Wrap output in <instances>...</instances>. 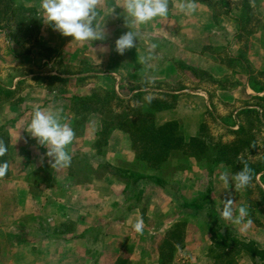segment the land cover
Masks as SVG:
<instances>
[{
    "label": "crops",
    "instance_id": "crops-1",
    "mask_svg": "<svg viewBox=\"0 0 264 264\" xmlns=\"http://www.w3.org/2000/svg\"><path fill=\"white\" fill-rule=\"evenodd\" d=\"M17 1L35 12L42 46L17 45L9 36L7 44V36L0 29V86L14 97L9 102L0 100V127L9 164L7 175L0 178V264H113L119 257L128 264H156V242L189 214L196 217L186 225L183 246L173 264H215L211 253L214 234L227 242L250 240L264 250V219L250 212L245 191L235 189L233 175L224 165L211 170L207 163L205 167L193 161L169 163V169L159 177L163 184H156L153 177L138 182L145 200L144 208H138L125 198V184L112 171L89 181H75L68 167H51L47 149L27 132L37 107L58 112L61 123L74 130L73 96L93 88L121 96L128 83L170 84L182 78L177 63L204 70L212 85L205 81V90H190L188 87L197 80L187 71L183 87L159 90V95L170 92L189 101L202 98L203 110L196 102L185 105L187 112L202 114L214 109L239 113L243 110L241 100L264 97V80L259 88L251 81L260 80L255 76L258 71L264 75V0H248V6L244 0H195L197 10L190 15L179 11V0H172L167 17L131 29L139 32L137 47L124 55L115 51V41L130 30L125 13L117 7L107 15L117 0H104L100 9L105 39L83 43L45 23L40 0ZM150 44L157 45L151 52ZM47 48L49 55H59L62 64H76L63 57L67 53L68 58L76 57L79 64L92 65L93 69L58 71L53 60L44 55ZM149 55L151 59L140 62L141 56ZM142 90H126L124 96ZM170 110L165 112L166 119L180 120L195 132L194 124L187 123V115L178 113L180 106ZM100 125L99 115L87 119L81 139L74 137L67 146L72 160L107 163L111 170L132 163L126 149L108 145L104 150L95 149ZM110 144H114L112 140ZM225 172L230 178L228 186L219 180ZM227 198L233 200L234 216L240 206L247 207L248 216L242 223L221 218ZM140 217L145 225L142 235L132 228ZM235 264L253 262L247 254H240Z\"/></svg>",
    "mask_w": 264,
    "mask_h": 264
},
{
    "label": "rangeland",
    "instance_id": "rangeland-1",
    "mask_svg": "<svg viewBox=\"0 0 264 264\" xmlns=\"http://www.w3.org/2000/svg\"><path fill=\"white\" fill-rule=\"evenodd\" d=\"M248 0H244L243 3H245L246 6H248ZM38 19V18H37ZM38 20H37V25H29L27 29L30 32H27L25 34L21 35H16L15 33L12 32V25H9L8 27H4V24L0 25V29L3 31L5 34L6 39H7V44L10 42L12 39L13 42H15L17 45H25L27 48L29 46H35V40H38L39 38V29H38ZM23 29V28H22ZM11 38L9 39L8 38ZM9 41V42H8ZM36 47V46H35ZM45 56H49L53 60L54 67L57 68L58 71L61 72H75V71H80V70H91L93 69L92 65H88L85 63L79 64L77 62L76 57L69 56L67 53H63V57L70 61V62H76L74 65L73 63H68V64H62L63 60L60 59L59 55L57 54H46L44 52ZM45 65V64H44ZM176 69L182 71V78L179 80H173L170 84L168 83H154L151 85H147L145 82L141 83H136L134 84H127L125 86L127 91L133 90H138V89H143L142 91L139 92H134L130 97L129 96H124L126 93V90L121 96H118L120 101L116 100H107V105L106 107H103L102 103H87L84 104L83 106H80L81 104L75 101L73 98L74 97H84L87 98L91 94H96V96L102 100L106 99L105 92H109L107 90H103L101 88H93V87H88V88H93L90 89L89 91L83 92V94L73 96L71 98V104L75 108V116L77 112L78 116V122H74V132H75V139L78 141L81 139V135L83 133L84 125L87 121V119L93 115H99L101 117V124L102 122H110L113 120V117L117 114H121L122 112L128 111L129 109H136L140 107L141 105L144 104L145 96H152L154 98H158L163 104H166L170 106L169 110L171 109L172 111L174 108H177V106L181 107V110L178 112L179 114H184L187 115V123L189 124H194L195 130L196 124L195 122H199L202 125V136L205 138V146L208 147V152H210L211 147L212 149L215 148L216 145L218 144H231L233 142H236L238 145V152L239 155L237 157V164H236V171H239L243 165L241 161H247L251 166L257 165V163L264 164V97H254V98H247L241 100V106L243 107V110H241L239 113L232 114L231 112L227 113H219L217 111L213 112L207 110V112L203 111L202 114H196L194 112H187L185 109V105L191 104V103H198L199 108H202L203 101L202 98L198 97V101H189L186 97L185 99L180 98V95H172L170 92H168V95H159V90H169V91H174L177 90L181 87H183V83H187L186 79L184 78L185 75H193L195 76L197 82H193L188 88L190 90H195V89H202L205 90V81L207 85H212L213 80L209 78L207 75H205V71L199 69L198 67L192 68L189 67L188 65H185L183 63H177L176 64ZM247 70L250 72L253 70L251 66L249 65H244ZM188 67V68H187ZM188 71L189 74L186 72ZM260 71L255 74V76L260 77V80H255L252 78L251 81L256 83L255 88L261 87L260 82L264 80V75L259 73ZM262 75V76H261ZM199 80V82H198ZM258 81V82H257ZM264 84V83H263ZM137 88H136V87ZM145 89V90H144ZM156 90H158L156 92ZM145 91V92H144ZM129 93V92H128ZM161 93V92H160ZM187 95L190 94V92L185 93ZM12 98L6 99L4 96L0 97V100L3 102H9L13 101L14 97L11 96ZM126 97V98H125ZM204 106V105H203ZM250 106V107H249ZM197 109V107H196ZM170 110V111H171ZM174 114V112H172ZM163 113L162 116L167 117V114ZM76 118H74L75 120ZM101 128V125H100ZM242 128L245 131V134H240L239 129ZM238 133V134H237ZM83 136V135H82ZM249 137V141H248ZM110 140L113 141L114 144H110ZM109 148H117L118 150H123L126 149L129 151L133 157V162L125 165L123 168L117 169V170H111L110 166L107 163H101V164H95L93 162H88L86 160H83L82 158H75L71 161L70 166H68L69 172H71L74 175L75 181H89L92 178H100V176H103L109 172H113V175H115L117 178H119L121 181H125V176H128V172H139L142 171L141 168L139 167V164L135 163V156L134 153L129 149L127 142L125 140V137L120 131H113L107 140V143L100 148V150H104L105 147ZM121 148V149H119ZM211 155H213L211 153ZM193 161V162H200L204 167L205 163H207L209 169L213 170L217 166L224 165V164H215L213 162L214 159L207 158L203 160H196V159H190L188 157H185L177 152H171L166 161L157 169L154 171H143L146 176H154V177H162L163 173L169 169L168 165L169 163L175 162V161ZM229 169L232 175L235 173H232L231 169L227 166L224 165ZM175 170H178V168H174ZM256 169V168H255ZM121 170H126L123 174L120 173L119 171ZM254 171V170H253ZM258 175L256 178L253 179L251 185L245 189V194L247 196V203L249 204V210L252 214H261V218L264 219V195L262 194L264 192V184H262L259 180ZM162 180V179H161ZM160 180V181H161ZM163 181H161L162 183ZM163 184V183H162ZM132 194V195H131ZM135 194L131 192H127L125 194L126 199H131V196L134 197ZM140 194V201H133L131 200L132 204L135 205V207L138 208H144L145 205V200L143 198V195ZM193 196V195H191ZM191 196L190 199H191ZM187 199V198H186ZM144 200V201H143ZM189 199H187L188 201ZM132 206V205H131ZM208 210L206 211V213ZM251 214V215H252ZM195 214H189L183 219L180 224L183 226L180 228V230H183L185 234V230L187 229L188 222L192 220V218H195ZM71 227V226H70ZM92 235V234H91ZM166 235V234H165ZM165 237L160 241L156 242L159 250L161 248V245L164 241ZM118 259H124L122 257L117 258ZM115 260V261H116ZM126 260V259H124ZM127 262V261H126ZM114 264V263H113Z\"/></svg>",
    "mask_w": 264,
    "mask_h": 264
},
{
    "label": "trees",
    "instance_id": "trees-1",
    "mask_svg": "<svg viewBox=\"0 0 264 264\" xmlns=\"http://www.w3.org/2000/svg\"><path fill=\"white\" fill-rule=\"evenodd\" d=\"M37 20L35 12L17 0H0V25L4 24L5 28L12 25V32L16 35L30 32L27 27L29 25L36 26ZM34 42L37 47L42 46L38 40ZM45 51L47 54L50 53L49 48ZM1 94L6 99L12 96L11 91L0 86ZM105 96L106 99L102 100L94 93L87 98L74 97L73 99L80 103V106L87 103H102L103 107H106L107 100L120 101L113 91L105 92ZM169 108L170 106L163 104L158 98L152 99L150 104L145 101L143 105L136 109H129L115 115L110 122H102L97 133V140L94 143L97 151H100V148L107 143L108 137L113 131H120L125 137L129 149L134 153L135 163L139 164L142 171L128 172V176L124 178L125 194L128 191L135 194L134 197L131 196L130 201L139 202L141 199V192L137 186L139 181L153 177L156 184H161L158 177L146 176L143 171L157 170L171 152H177L196 160L212 157L215 164L227 165L232 173L237 172L236 159L239 152L236 142L218 144L214 149L211 147L210 152H208V147L205 146V138L201 134L202 125L197 123V130L193 133L188 124H184V122L177 119H166L165 116H162ZM75 118L74 122L76 123L78 122L77 112ZM239 132L245 134L242 128L239 129ZM0 139H3V127H0ZM7 159L8 152L3 158H0V162L7 161ZM249 166L254 170L253 179L260 175L259 180L264 184V164L257 163L254 166L249 164ZM119 172L123 174L126 170ZM262 194L264 195V192ZM182 226L179 222L166 232L156 264H173L176 252L183 246L184 232L180 230ZM211 253L215 264H235V259L240 254H247L253 264H264V250L258 248L254 242L246 239L227 242L219 234H214ZM114 264L128 263L124 259H118Z\"/></svg>",
    "mask_w": 264,
    "mask_h": 264
},
{
    "label": "clouds",
    "instance_id": "clouds-1",
    "mask_svg": "<svg viewBox=\"0 0 264 264\" xmlns=\"http://www.w3.org/2000/svg\"><path fill=\"white\" fill-rule=\"evenodd\" d=\"M103 3L104 0H40V10L44 22L50 24L54 30L83 43L105 39L104 26L101 27L100 23L102 19L100 9ZM170 3L172 0H117L116 6L110 8L107 15L112 14L117 7L122 8L126 26L130 30L116 39L115 51L124 55L127 50L137 47L139 32L131 29L138 25H146L157 17H167ZM178 9L181 13L190 15L197 10V4L195 0H179ZM156 47V44H150L149 52ZM148 59H151V55L141 56L140 62L145 63ZM144 99L150 104L153 97L148 95ZM27 132L47 149L46 156L52 159V168L70 166L72 157L67 151V146L73 142L75 132L68 124L61 123L58 112L35 108ZM7 152L5 141L0 139V158ZM241 163L243 167L231 177L236 190L249 187L253 181V170L247 161L242 160ZM8 170V162H0V178L5 177ZM219 180L228 186L229 174L222 173ZM220 216L225 221L240 224L248 216V209L242 205L238 209V215L234 216L233 200L227 198L224 199ZM247 223L251 224V220ZM144 227L142 217L132 224L133 230L141 235Z\"/></svg>",
    "mask_w": 264,
    "mask_h": 264
}]
</instances>
